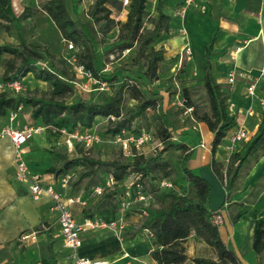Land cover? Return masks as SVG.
Returning a JSON list of instances; mask_svg holds the SVG:
<instances>
[{"label":"rangeland","instance_id":"obj_1","mask_svg":"<svg viewBox=\"0 0 264 264\" xmlns=\"http://www.w3.org/2000/svg\"><path fill=\"white\" fill-rule=\"evenodd\" d=\"M21 1L22 8L24 7L25 10L20 13L17 22L25 20V15L29 13L27 9L37 11L39 14L29 20L28 25L21 26L18 30H16V25L14 24L16 21H2L0 46L12 45L16 47L19 45L20 36L24 42H29L36 37L34 38L36 40L32 39V44L26 43V45L32 47H34L33 45H38L37 40L47 39L49 41L48 47L46 46L44 49L41 46L35 47L36 51L44 57V60L35 63L34 67L36 69H47L51 63L56 67H63L67 70L73 80L71 83L73 91L66 99L67 104L86 101L89 98L97 100L99 93L109 94L112 91H120L121 89L125 107L122 115H125L126 111L136 105V101L130 98L132 87H136L147 98L156 101L155 110H147L142 117L135 119L131 123L132 132L145 130L151 133L153 136L151 144L144 145L139 150L133 149L131 153L125 152L121 144L107 134L108 128L114 127L117 122L116 119L112 118L109 120L98 117L95 119L91 129L83 131L78 128L76 130L79 135L78 138L88 134L98 140L92 145L87 146L84 141H74L72 150H69L66 144L67 136L50 135L46 130L40 134L41 136H35L26 143L22 148V154L27 162L31 163L33 171L42 175H50L58 187L63 184V180H66L64 191L66 195H81L84 199H90L87 204L91 203L92 206L96 204L94 202L96 199L92 197V189L102 184L106 176L114 170L113 167L106 166L105 163L130 162L133 157L131 154H134L144 160L155 159L152 162V172L148 177H144L143 180L144 187L150 193L146 213H150L153 216L157 210L165 209L169 205L172 195L193 197L194 190L180 168L183 152L175 148L163 151V146L158 136V130L163 126L161 115L167 118L168 129L174 138L172 141L176 145H182L181 137L190 143L191 130L189 131L186 128H190L197 133L196 123L199 122L195 117V113L198 116L205 113L211 115L208 95L202 81L203 75L195 70L200 69L199 65L203 60L199 55V45L195 44L193 40L191 41L188 31L182 28L179 23L181 17L177 12L184 8L182 0H161L163 3L171 5L172 9L167 11V13L173 22H169V31L167 33L160 32L158 38L146 47L144 52L138 56L136 63L133 62L135 61L133 58L136 55V43H133L132 49L123 50L121 48L122 42L118 39L119 27H114L111 31L104 34L98 33L97 41H100V48L96 54V69L102 75H107L109 79L107 84H100L92 77L80 74L76 70L77 64H72L66 60L77 52V48L73 46L72 50H68L66 41H61L60 39H58V42L55 41V37L58 38V36H56L54 25L39 10V8L42 9L47 0ZM159 1L147 0L146 10L151 18L157 19L158 17ZM63 2L69 17L73 21L87 22V14L94 0H63ZM218 2L219 0H210L208 10H205V8L204 10L188 8L187 11L210 17L211 9L215 8ZM25 3L26 6H23ZM175 3L178 4L176 8H174ZM115 4L118 7L114 6V9H112L111 18L116 22L124 23L126 19L124 22L119 20L124 12L122 10L123 5L118 0H108L106 6L110 8ZM128 5L125 6V11L128 10ZM160 8L163 12L164 7L162 4H160ZM98 25L95 27H98ZM151 29H153V24L146 21L144 31ZM17 33H19V36ZM183 33H186L190 39L191 54L181 53L182 45L179 41ZM151 48L154 51H161L163 60L158 65L156 78L148 80L145 78L147 71L145 55ZM10 59L14 58L8 54L0 55V81L6 69V62ZM20 65L19 59H14L12 71H16ZM215 74L218 76L217 73ZM29 79H31V83H28ZM21 81L25 88L27 87L24 92L25 97L49 98L50 90L48 85L44 82L42 83V81H37L32 74H28ZM221 91L230 98L228 86L221 87ZM186 101H189L193 106L192 111L187 114L185 110L189 106H187ZM226 104H228V100ZM23 111L24 114L31 112L29 107H23ZM189 114L193 119L190 118ZM22 120H18L21 125L42 127V123L39 120L31 121L30 117ZM127 134L128 132H125V135ZM198 138L199 136L197 135ZM187 147L190 151L192 150V146ZM4 150H1L2 164L12 170L8 172L6 179L3 175H0V264H26L27 261L25 260H29L30 256L26 257V252L31 255L34 253L40 259L44 258L47 264H58L57 256L54 257L52 250L49 251L47 248L50 243L48 240L46 242L41 240L38 247L31 246L26 248L21 245L23 244L20 242L22 234L37 230L45 221H51L52 219L47 216V211H43V209H46V204L35 202L26 191L13 182L14 167L12 168L11 166L12 158L6 155ZM201 151L199 148L196 150L195 158L199 157ZM74 159H82L83 162L79 166L67 169L66 165ZM229 159L222 162L223 173H225ZM90 161L98 162V164H91ZM256 163L252 159L247 160V163L239 173L236 176H232L229 182L226 183L224 176L223 184H220V187L222 185L221 191L218 190L212 193L210 200L213 206L216 204L213 207L215 211H219V207L215 203L216 200L220 199L222 202L226 198L227 206H222V210L225 213H222V210L218 212L223 218L222 226L225 218L230 220L243 206L248 207L256 197L259 187L264 185V179H260L254 188L247 181V176ZM53 166L59 170V173L57 175L47 174V169ZM136 173L141 172H136L133 167L128 168L126 174H129L130 179L126 180L127 184L136 177ZM162 180L171 184V188L160 187L163 192L159 193L155 190L154 183ZM104 200L100 207L111 206L112 201L109 197ZM139 208L144 207L135 206V211H139ZM73 212L78 216L81 209L77 207ZM124 220L129 223L120 233L96 231L90 237L100 243L117 241L116 246H113V244L112 246L109 245L107 249L109 251L103 254L105 257L109 256L107 259L111 261V264H155L149 256L153 250V238L145 230L141 229L145 218L140 219L136 215H126ZM185 248L186 255L189 252V248H191L189 252L191 257L188 258L189 262L186 264H191V260L195 257L216 258L213 250L192 232L185 242ZM114 254H117V256L112 257L111 255ZM124 256L127 258H124ZM31 263H33V260Z\"/></svg>","mask_w":264,"mask_h":264},{"label":"trees","instance_id":"obj_2","mask_svg":"<svg viewBox=\"0 0 264 264\" xmlns=\"http://www.w3.org/2000/svg\"><path fill=\"white\" fill-rule=\"evenodd\" d=\"M128 1L129 5L124 23L116 22L111 18L112 10L106 6L108 0H94L87 14L88 20L85 23L73 21L69 17L63 0H47L42 7L64 41L72 43L77 48V52L74 54L75 63L83 66L85 72L100 84H107L109 79L107 75H102L96 69V54L100 48V41H97L98 33L104 34L114 27H119L118 39L122 42L121 48L123 50L132 49L133 43H136V55L133 58L135 60L133 62L136 63L138 56L144 52L146 47L158 38L160 32L167 33L169 22H173L168 14L160 10L162 1L158 2L157 19L151 18L147 12V0ZM119 3L122 5V0H119ZM177 5L175 3L174 8ZM18 18L13 15L11 0H0V26L1 21H17ZM146 21L153 24V29L144 31ZM100 22L102 23L100 24ZM97 24H99L98 27H95ZM216 36L217 32L212 35L205 46L204 57L199 65V68L203 70L202 81L208 95L211 115L205 113L198 116L195 113L198 122L204 123L213 134L211 143L213 156L217 148L224 143L227 132L235 125V118L229 114V105L226 104L229 98L222 93L221 86L216 83L212 73L210 57L213 54L212 49ZM2 54H8L14 59H19L21 65L13 72L14 59L8 60L1 81H20L28 74H32L36 80L48 85L50 96L49 98H27L24 95L16 96L8 91H2L0 92V116L15 110L18 105L29 107L31 121H41L42 127H45L50 135L62 136L59 132L62 129L69 134L78 128L87 131L92 128L95 119L100 117L109 120L116 119L117 122L114 127L107 130L108 135L115 137L123 132H132L131 123L135 119L142 117L149 109H156V101L147 98L136 87H132L130 95V98L136 101V105L126 111L125 115H122L125 107L121 89L109 94L99 93L97 100L89 98L86 101L67 104L66 99L73 91L71 85L73 80L65 68L56 67L50 63L47 69H36L35 63L44 60V57L36 51L35 47L26 45L21 37L19 45L16 47L12 45L0 46V55ZM145 56L147 66L145 78L153 80L156 78L158 65L163 60V53L151 48ZM186 104L189 106L188 108L193 109L189 101H186ZM161 120L163 126L158 130V136L163 151L175 148L183 152L180 168L194 190V196L172 195L169 205L165 209L157 210L153 216L150 213H147L146 216L142 215L147 207L139 208V211H135V208L131 209L140 219L145 218L141 229L148 230L152 235L153 250L150 252V259L155 264H186L188 257L185 252V242L192 232L213 250L216 258L195 257L191 260V264H242L234 250L222 240L218 226L212 221V217L217 213H213L210 209L211 185L189 168L188 163L192 156V150L190 151L184 144H174L173 136L168 129L167 118L161 115ZM133 133L137 132L133 131ZM244 153L245 155H243ZM262 155H264V111L261 112V122L257 128V135L248 143L246 150L230 155L225 173L222 172L223 164L214 160L211 162V170L220 183L223 184L224 176L227 183L232 176L239 173L247 160L252 159L257 162ZM153 161L155 159L144 160L142 157L138 158L133 155L130 162H107L105 165L114 168L111 174L120 183L129 178V174H126L127 170L133 167L136 172H141L136 173V176L143 183L144 177H148L152 172ZM82 162V159H74L66 165V168L79 166ZM90 163L98 164V162L93 161ZM46 172L57 175L59 170L53 166L48 168ZM158 183H154V188L161 193L163 191L159 189ZM120 189L105 194L98 199L99 203L102 204L107 197L114 201V196L119 194ZM144 190L150 195L145 187ZM225 199L222 206H227ZM136 206L140 205L137 204ZM248 211L249 207L243 206L234 214L231 221L235 223L240 218H245ZM252 248L257 255L264 254V217L255 220L253 223ZM48 250L51 251V246L48 247ZM41 264H47L44 258H41ZM259 264H264V259Z\"/></svg>","mask_w":264,"mask_h":264},{"label":"crops","instance_id":"obj_3","mask_svg":"<svg viewBox=\"0 0 264 264\" xmlns=\"http://www.w3.org/2000/svg\"><path fill=\"white\" fill-rule=\"evenodd\" d=\"M196 1L200 5H203L205 7V10H208L210 0ZM21 3V0H11L12 12L15 18L20 17V13L25 10L24 7L22 8ZM162 5L164 7L163 12L165 14H168L167 11H171L170 9H172L171 5L166 3H162ZM23 6H26V3L23 4ZM114 6L118 7V5L116 4ZM122 7L124 13L119 20H121V22H124V20L126 19L127 11L124 10V6ZM110 9L112 10L114 9V7H110ZM39 10L44 13L45 16L52 22V20L42 9L39 8ZM27 11L29 13L25 15V20H20V22L13 21L15 22L14 24L16 25V30H18L21 26L28 25V22H30L29 20L39 14L37 11H30L28 9ZM210 15V17H206L199 14H194V12L191 11H186L183 18L180 19L179 23L182 28H185V30L188 31L191 41L193 40L195 44L199 45L200 54H198L202 58L204 57L205 46L209 42L212 35L217 32L216 40L213 44L212 49L213 54L210 57L212 73L214 80L218 85H220L221 87L228 86V92L230 94L228 105H233V117L235 118V124L237 126L227 133V136L224 139V143L217 148L214 156L211 152L213 134L208 130L204 123H196V127L198 128L197 133L190 128H186L189 131L191 130L190 143L182 137L180 139L182 140L181 144L192 146V156L188 163V166L196 175L202 177L211 185L212 195L213 192L222 190V185L220 187L221 183L217 181V178L211 170L212 160L220 163L228 160V158L230 157L226 149L229 143L228 138L232 135V133H234L238 125H242L245 128V131L247 132V139L238 144L237 152L245 151L248 143L257 135V128L261 122V112L264 111V107H262L257 100V97H261L260 88L264 86V75H262V73H264V0H219V2L216 4V7L211 9ZM52 24L54 25L53 22ZM54 28L56 31V36H58V38L55 37V41L58 42V39H60L61 41L64 40L61 37L59 31L56 29L55 25ZM17 34L19 36V33ZM32 39L29 42H25V44H32ZM48 42L49 41L47 39L42 38L40 39V41L37 40L38 45L33 46H41L44 49V47L49 46ZM179 42L182 45L181 39ZM195 70L203 75L202 69ZM232 71L242 73L244 77H238L232 84H229L227 82V79ZM215 73H217L218 76ZM252 79L259 80L256 88L257 97L255 98H251L246 94V88L249 85L250 80ZM31 82V79H29L28 83ZM28 117H30V113H26L25 116L19 115L12 124V127L19 128L23 126L24 124L21 125L18 120H22L23 118L25 119ZM7 121L8 113L4 116H0V129L7 124ZM22 122L24 121L22 120ZM44 131L45 129L40 134H42ZM40 134L36 136H39ZM197 135L199 136L198 139ZM201 143L204 144V148L199 147ZM198 148L202 151L200 152L199 157L195 158V152ZM3 149H5L4 151L6 155L11 156V166L13 168L14 166L12 148L11 143L7 138L0 139V175H3L6 179V176L9 174L8 172L12 169H8L2 164L1 150ZM27 163L32 175H37L38 177L44 178L45 180H47V182H54L52 178L49 179V177H51L50 175L35 173L31 167V163L29 161ZM260 179H264V155L259 158L257 163L251 169V172H249V175L247 176V181L249 184H252L253 188ZM13 182L19 185L21 189L28 193L27 186L20 184L15 180V174ZM56 187H58L57 184ZM85 199L89 201L88 198ZM95 199L96 200L94 202L96 204H93L92 206L91 203H88L87 207L85 208L79 205L72 206V212L77 207L81 209V212L78 216H76L73 212V214L76 216L77 221L82 222L84 218L91 217L93 215L101 218L107 223L116 221L118 219V207L116 205V202L112 201L111 206L102 208L100 207L101 203H99L98 199ZM34 201L46 204V209H43V211H47V216L52 220L45 221L41 225V227L37 229L39 231V235L36 243H26L21 245L26 248L31 246L38 247V244L41 240L45 242L48 240L50 242L48 244V247L51 246L53 256H57L58 264H69L66 259L69 251L64 248L61 239L58 236V216L57 213L52 210L51 200L47 197H42ZM215 203H217L219 211L214 210L213 207L216 204L213 206L210 200L211 211L213 213L220 212L222 210L224 200L221 202L220 199H218ZM248 207L249 211L246 214L245 218H240L235 223H233L231 219L228 220L227 218H225L223 226L222 224L219 225V231L222 240L234 250L237 258L241 261L242 264H259L260 261L264 259V254L259 256L253 251V223L255 220L264 217V185L259 187V191L257 192L256 197L253 199L251 204L248 205ZM222 213H225V211L222 210ZM36 215L38 214L36 213ZM127 223L129 222H127L126 220V226ZM96 231L112 232L109 229H97L84 235L83 245L80 251L81 255L102 260L106 262V264H111V261L107 259L109 256L105 257L103 256V254L109 251L107 250L109 248V245L112 246L113 244V246H116L117 241L113 240L109 243L107 241H104L103 243L94 241V239H92L90 236L91 234H93V232ZM190 250L191 248H189V252ZM189 252H187L188 258L191 257V254ZM25 255L26 257L30 255L29 260H25L27 261L26 264H41V259L39 257H36L34 253H32L31 255L26 252ZM111 256L116 257L117 254ZM124 258L127 257L124 256ZM32 260L33 263H31Z\"/></svg>","mask_w":264,"mask_h":264},{"label":"built area","instance_id":"obj_4","mask_svg":"<svg viewBox=\"0 0 264 264\" xmlns=\"http://www.w3.org/2000/svg\"><path fill=\"white\" fill-rule=\"evenodd\" d=\"M182 2L184 3V8L177 12L181 18H183L188 8H193L195 10H204L205 8L196 0H182ZM128 3V0H122V5L124 7L128 5ZM181 40V53L184 52L185 54H191L190 39L186 33L182 34ZM66 43L67 49L72 50V43ZM66 60L72 64L75 63L74 55L68 57ZM76 70L80 74L90 77V75L85 72L83 66L76 65ZM262 75H264V73H262ZM238 77L243 78L244 76L242 73L232 71L228 76L227 82L232 84ZM258 81V79L250 80L249 85L246 88V94L251 98L257 97L256 88ZM2 91H8L17 96L19 94L24 95L26 88L21 80L6 82L0 81V92ZM260 94L261 97H257V100L259 104L264 107V86L260 88ZM228 110L229 114L233 116V105H229ZM191 111L192 108H186L185 113L187 114ZM25 114L23 111V106L18 105L15 110L8 112L7 124L0 129V137L7 138L11 143L15 180L18 183L27 186L28 193L32 199L38 200L42 197H47L51 200L52 210L55 211L58 216V236L61 239L64 248L69 251L66 258L69 264H106V262L102 260L81 255L80 251L82 249L84 235L97 229H109L114 233H120L121 230L126 227V221L124 220V217L128 213H130V215L138 216L132 212L131 209L135 208L137 204L146 208L148 206L150 195L144 190L143 183L140 182V178L138 176H136L130 183L127 184L126 180H129L130 177L125 179L123 183H120L114 178L112 174H109L103 180L102 184L92 189V197L99 199L105 194L112 193L121 188L119 190V194L114 196V202H116L118 207V219L116 221L107 223L101 218L93 215L91 217L84 218L82 222L77 221L76 216L73 214L71 208L74 205H79L85 208L87 207V200L81 195L67 196L64 192L66 186L65 184L67 182L66 180H63L62 185L56 187L54 182H47V180L44 178L38 177L37 175H32L29 170L27 160L22 154V148L36 135L40 134L45 129V127H27L23 125L19 128H13L12 124L18 118V116H25ZM190 118L193 119L191 115ZM236 126L237 125L235 124L233 128ZM59 132L62 136H67L66 144L69 150H72L74 141H84L85 145L87 146L92 145L94 142H98L97 139L92 138L88 134L78 138L79 135L76 131L69 134L66 130L62 129ZM113 138L119 142L123 147V150L128 153H131L133 149L139 150L144 145H148L153 142V136L151 133L145 130H140L137 133L128 132L127 135H125V132H123L121 135H117ZM246 139L247 132L245 131V128L242 125H238L234 133H232V135L228 138L229 143L226 149L229 155L236 153L238 144ZM199 147L204 148L205 146L203 143H201ZM131 155L133 156L134 154ZM50 178L52 177H49V179ZM158 187L159 189L171 188V184L167 183L165 180H162L158 183ZM142 215H147L145 210L143 211ZM212 221L215 225L219 226L222 224L223 218L221 214L217 212V214L212 217ZM145 232L150 237H152L148 230H145ZM38 235V230L22 234L20 236V242L23 244H34L37 242Z\"/></svg>","mask_w":264,"mask_h":264}]
</instances>
